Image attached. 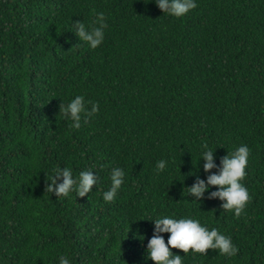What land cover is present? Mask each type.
I'll list each match as a JSON object with an SVG mask.
<instances>
[{
	"label": "trees",
	"instance_id": "16d2710c",
	"mask_svg": "<svg viewBox=\"0 0 264 264\" xmlns=\"http://www.w3.org/2000/svg\"><path fill=\"white\" fill-rule=\"evenodd\" d=\"M195 2L176 18L155 0H0V264H154L147 244L163 217L198 220L238 248L171 249L182 264H264V0ZM98 13L107 27L92 49L74 22L91 30ZM77 95L99 110L74 129L59 106ZM205 142L217 166L250 149L239 218L208 198L215 186L188 194L210 174ZM116 167L124 182L107 203ZM56 168L97 183L56 197L44 191Z\"/></svg>",
	"mask_w": 264,
	"mask_h": 264
},
{
	"label": "clouds",
	"instance_id": "9594fccd",
	"mask_svg": "<svg viewBox=\"0 0 264 264\" xmlns=\"http://www.w3.org/2000/svg\"><path fill=\"white\" fill-rule=\"evenodd\" d=\"M158 8L163 13H168L176 18L187 15L198 5L195 0H155ZM98 27L91 30L81 21L74 22L75 33L79 40L87 42L92 48H97L104 40V29L107 27L105 16L98 13L95 21ZM91 103V102H90ZM99 110L98 103H91L89 110L84 101V97L77 95L67 105L60 104L59 113L64 118L70 119L73 123L70 127L79 129L81 122L88 123L89 119ZM204 151L203 170L207 175L206 180L196 178L195 182L188 188L195 200L200 201L209 187L215 186L216 190L208 194V198H219L222 201L221 208L224 211H232L236 218H239L247 204L251 201V196L247 188L241 183L247 175L246 167L250 149L246 145L238 147L234 152L228 153L220 158V165L214 163L213 149L208 147L205 142L201 145ZM167 162L158 161L156 171L161 172L166 168ZM216 168V172L210 170ZM125 173L123 169L116 167L111 171V187L103 193V199L107 203L115 200L117 192L124 182ZM62 178V182L57 180ZM97 176L91 170H84L79 173L77 178L72 175L70 168H56L51 177V183H46L44 191L55 193L56 197H68L75 192L76 196L85 197L92 191L97 183ZM153 220V219H150ZM154 230L152 237L148 240L147 253L154 264H182V255L173 254L171 249L181 250L185 255L190 251L207 255L208 250H215L222 256L232 257L238 253V248L232 243L231 238L218 232L216 228L210 231L201 226L198 220L185 218L173 219L163 217L153 220ZM161 233H169L167 243ZM59 264H70L66 256L59 258Z\"/></svg>",
	"mask_w": 264,
	"mask_h": 264
}]
</instances>
